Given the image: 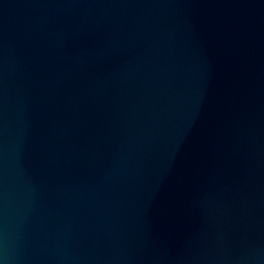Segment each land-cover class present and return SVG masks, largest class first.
<instances>
[{
    "label": "water",
    "instance_id": "1",
    "mask_svg": "<svg viewBox=\"0 0 264 264\" xmlns=\"http://www.w3.org/2000/svg\"><path fill=\"white\" fill-rule=\"evenodd\" d=\"M0 264H264V0H0Z\"/></svg>",
    "mask_w": 264,
    "mask_h": 264
}]
</instances>
